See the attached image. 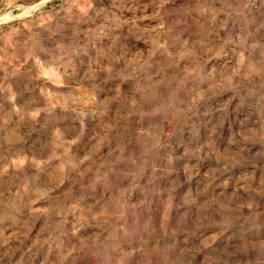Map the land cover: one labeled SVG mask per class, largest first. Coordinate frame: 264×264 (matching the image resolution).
I'll list each match as a JSON object with an SVG mask.
<instances>
[{
  "label": "rangeland",
  "instance_id": "374dc122",
  "mask_svg": "<svg viewBox=\"0 0 264 264\" xmlns=\"http://www.w3.org/2000/svg\"><path fill=\"white\" fill-rule=\"evenodd\" d=\"M0 264H264V0H0Z\"/></svg>",
  "mask_w": 264,
  "mask_h": 264
}]
</instances>
